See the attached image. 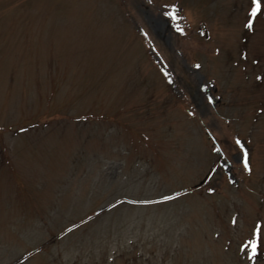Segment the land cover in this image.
Instances as JSON below:
<instances>
[{
  "label": "rangeland",
  "instance_id": "rangeland-1",
  "mask_svg": "<svg viewBox=\"0 0 264 264\" xmlns=\"http://www.w3.org/2000/svg\"><path fill=\"white\" fill-rule=\"evenodd\" d=\"M261 5L0 0V264H264Z\"/></svg>",
  "mask_w": 264,
  "mask_h": 264
},
{
  "label": "snow or ice",
  "instance_id": "snow-or-ice-1",
  "mask_svg": "<svg viewBox=\"0 0 264 264\" xmlns=\"http://www.w3.org/2000/svg\"><path fill=\"white\" fill-rule=\"evenodd\" d=\"M253 2H254V7L251 10V15H252V17H256L257 14L262 10L261 0H253ZM172 7H173V11L170 12L169 15L175 17L176 16V12L174 10L175 6H172ZM252 26H253L252 21H249L247 27L252 28ZM178 29L181 32H183V28H180L178 26ZM197 67H199V65H197ZM237 143H240L241 146L243 147V142L237 140ZM245 166L248 167L249 171H251V167L248 164V160H247V150H245ZM165 199H168V198L165 197ZM233 222L235 223V220ZM259 236H260V228L258 227L257 230H256L257 239L249 242L251 244L252 248H253V255H255L256 247H257V244L259 242Z\"/></svg>",
  "mask_w": 264,
  "mask_h": 264
},
{
  "label": "built area",
  "instance_id": "built-area-1",
  "mask_svg": "<svg viewBox=\"0 0 264 264\" xmlns=\"http://www.w3.org/2000/svg\"><path fill=\"white\" fill-rule=\"evenodd\" d=\"M174 10L176 12L175 17L169 15V13L173 11V9H170L169 11L164 12L163 17L167 20V22L173 28L178 29V26H179L180 28H183V30L186 29L188 27L186 19L183 16H181V14L179 13L178 10H176V9H174Z\"/></svg>",
  "mask_w": 264,
  "mask_h": 264
}]
</instances>
